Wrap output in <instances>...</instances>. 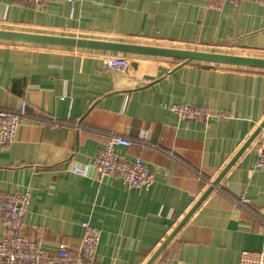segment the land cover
<instances>
[{
  "label": "crops",
  "instance_id": "crops-1",
  "mask_svg": "<svg viewBox=\"0 0 264 264\" xmlns=\"http://www.w3.org/2000/svg\"><path fill=\"white\" fill-rule=\"evenodd\" d=\"M0 30L130 43L264 59V7L244 0L220 9L206 0H54L45 7L0 0ZM0 40V106L117 133L156 146L116 147L141 158L153 183L128 188L118 176L96 178L92 162L104 137L74 127L21 120L0 150V194L27 193L23 236L54 255L75 254L82 223L99 230L98 264H238L242 251H264L246 198L264 216V174L255 169L264 121V69L120 54L128 73L109 71L113 53ZM19 43V42H11ZM29 44V43H20ZM135 64V67L132 64ZM188 104L225 113L207 125L183 121L167 107ZM76 166L82 175L72 173ZM216 186L204 199L208 186ZM8 229L0 225V238ZM1 264V262H0Z\"/></svg>",
  "mask_w": 264,
  "mask_h": 264
},
{
  "label": "built area",
  "instance_id": "built-area-1",
  "mask_svg": "<svg viewBox=\"0 0 264 264\" xmlns=\"http://www.w3.org/2000/svg\"><path fill=\"white\" fill-rule=\"evenodd\" d=\"M29 6L45 7L54 0H18ZM72 3L73 0H59ZM244 0H206L207 6L220 9L224 3L237 6ZM264 7V0H248ZM109 71L128 73L131 69L130 59L113 53L104 59ZM167 109L183 121H197L207 125L211 119H224L225 113H213L209 109L188 104L171 105ZM30 120L45 123L54 127H74L78 130H86L104 137L103 148L98 152L91 166L96 178L102 179L109 175L118 176L122 184L128 188L149 189L153 183L151 174L141 158L128 160L115 151L116 147H130L139 144L158 149L149 144L145 139V133L141 132L137 138H128L117 133L103 132L98 130H87L80 126H71L51 118L35 115L27 111V105L22 103L16 109H8L0 106V150L14 142L17 129L21 120ZM259 144L256 151L255 169L264 174V127L258 133ZM72 173L82 175L81 168L74 166ZM201 179L208 187L221 191L213 181L202 176ZM232 200L243 210L255 216L260 222V231L264 235V216L252 211L248 206L246 198ZM29 204L27 193L11 195L0 194V225L5 226L8 231L0 238V262L1 264H98L95 260L96 250L99 242V230L92 228L89 223H82L83 234L81 247L78 253H71L67 246L59 244L54 255H49L40 249L39 244L27 240L22 232L21 226ZM238 264H264V251L252 252L242 251Z\"/></svg>",
  "mask_w": 264,
  "mask_h": 264
},
{
  "label": "water",
  "instance_id": "water-1",
  "mask_svg": "<svg viewBox=\"0 0 264 264\" xmlns=\"http://www.w3.org/2000/svg\"><path fill=\"white\" fill-rule=\"evenodd\" d=\"M0 40L29 43L32 45H45L50 47L89 49L126 55L128 54L165 57L181 61L180 65L187 64L193 61H199L236 67L264 69L263 58L243 57L229 54L201 52L165 47L143 46L138 44L109 42L85 38H73L47 34H34L27 32L0 30ZM132 66L135 67V64L133 63ZM263 127L264 121L258 126L255 132L252 134L251 138H249V140L246 142L247 144L237 153L236 156L242 153L245 147L255 138V136L260 132ZM219 179L220 176L215 181H213V184L216 185ZM212 190L213 186L208 187V190L202 196V199H204ZM197 206L198 204H196V206H194V208L185 216L184 220L165 240V242L160 246V248L155 252V254L150 258V260L146 264H151L157 258V256L162 252V250L174 236L176 231H178V229L183 225V223H185V221L189 218V216L192 214V212L196 209Z\"/></svg>",
  "mask_w": 264,
  "mask_h": 264
},
{
  "label": "rangeland",
  "instance_id": "rangeland-1",
  "mask_svg": "<svg viewBox=\"0 0 264 264\" xmlns=\"http://www.w3.org/2000/svg\"><path fill=\"white\" fill-rule=\"evenodd\" d=\"M4 44H16V45H32V44H20V43H11V42H4Z\"/></svg>",
  "mask_w": 264,
  "mask_h": 264
},
{
  "label": "bare ground",
  "instance_id": "bare-ground-1",
  "mask_svg": "<svg viewBox=\"0 0 264 264\" xmlns=\"http://www.w3.org/2000/svg\"><path fill=\"white\" fill-rule=\"evenodd\" d=\"M1 41H3V40H1ZM11 42V41H10Z\"/></svg>",
  "mask_w": 264,
  "mask_h": 264
}]
</instances>
